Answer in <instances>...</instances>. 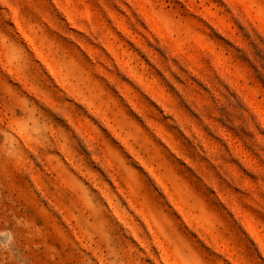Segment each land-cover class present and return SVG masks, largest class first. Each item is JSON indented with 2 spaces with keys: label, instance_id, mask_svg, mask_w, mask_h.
Listing matches in <instances>:
<instances>
[{
  "label": "rangeland",
  "instance_id": "obj_1",
  "mask_svg": "<svg viewBox=\"0 0 264 264\" xmlns=\"http://www.w3.org/2000/svg\"><path fill=\"white\" fill-rule=\"evenodd\" d=\"M0 264H264V0H0Z\"/></svg>",
  "mask_w": 264,
  "mask_h": 264
}]
</instances>
